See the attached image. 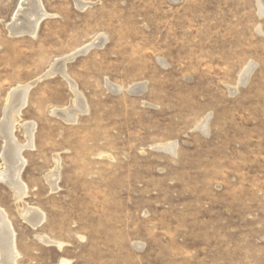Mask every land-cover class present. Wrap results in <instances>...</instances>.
<instances>
[{
    "label": "rangeland",
    "instance_id": "374dc122",
    "mask_svg": "<svg viewBox=\"0 0 264 264\" xmlns=\"http://www.w3.org/2000/svg\"><path fill=\"white\" fill-rule=\"evenodd\" d=\"M85 1L40 0L13 34L20 0H0V124L26 84L17 143L34 124L24 195L0 179L17 263L264 264V0ZM70 82L86 110L68 122Z\"/></svg>",
    "mask_w": 264,
    "mask_h": 264
},
{
    "label": "bare ground",
    "instance_id": "6f19581e",
    "mask_svg": "<svg viewBox=\"0 0 264 264\" xmlns=\"http://www.w3.org/2000/svg\"><path fill=\"white\" fill-rule=\"evenodd\" d=\"M78 7H85L89 2L85 0H75ZM259 5V10L264 14V7ZM46 15V12L43 6L40 3V0H20L17 9L15 10L14 15L12 16V20L9 24V30L13 34L29 32L30 34L35 33L39 22ZM103 36L99 35L94 40L81 46L79 51L87 49L89 46L93 45V43H100L103 39ZM104 42V41H103ZM102 42V43H103ZM71 56V55H70ZM70 56L63 57L62 59L55 60V64L53 68H50L46 71L45 75H52L53 69L60 71L64 74V62ZM250 66H247L240 77V80H245L246 76L250 72ZM57 71V72H58ZM249 76V75H248ZM70 86L72 91L74 92L75 99L70 108L60 110L59 115L64 118L66 121L71 122L74 121L78 113L84 112L86 110L85 101L80 92L77 91L76 85L73 82H70ZM139 85H135L132 87L131 91L137 92ZM29 89V85H19L16 88L12 89L11 93L8 95L9 100L7 106L4 111V119L0 124V130L2 136L5 139V147L3 152V160H4V169L0 171V179H4L7 181L11 189L14 190L16 199H20L22 195H24L25 187L20 180V173L24 165V160L21 155L24 146H30L32 144L33 130L34 124L27 123L24 125V130L26 133V144L20 145L17 143L13 136L14 124L19 120L21 109L25 106L27 91ZM231 90V89H230ZM140 92V91H139ZM55 112V111H54ZM207 119V118H206ZM201 125V123H200ZM199 125V126H200ZM206 121H203L202 127L206 128ZM202 127L200 130L202 131ZM199 128V127H198ZM207 129V128H206ZM204 131V130H203ZM172 144L167 146V149H171ZM166 148V147H165ZM175 149V148H174ZM57 174L56 172H50L48 177V182L51 184L52 188L56 187ZM6 182V183H7ZM7 183V184H8ZM26 193V192H25ZM25 205V204H24ZM21 215L27 220L31 225L36 226L39 224L44 218L43 214L36 208L23 207V209L19 210ZM42 238V237H41ZM46 243H51L52 241L49 238L44 237L43 239ZM53 243V242H52ZM56 243V242H55ZM57 245L60 246L58 243ZM18 252L16 250L15 244V236L14 231L11 227L10 222L6 218V214L0 209V263L1 264H18L17 263Z\"/></svg>",
    "mask_w": 264,
    "mask_h": 264
},
{
    "label": "water",
    "instance_id": "95a60500",
    "mask_svg": "<svg viewBox=\"0 0 264 264\" xmlns=\"http://www.w3.org/2000/svg\"><path fill=\"white\" fill-rule=\"evenodd\" d=\"M81 51H84V50H81Z\"/></svg>",
    "mask_w": 264,
    "mask_h": 264
}]
</instances>
